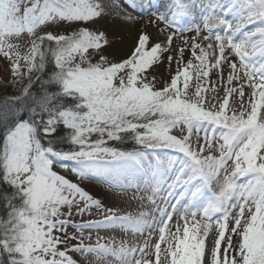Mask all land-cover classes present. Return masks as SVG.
<instances>
[{
  "label": "snow or ice",
  "instance_id": "snow-or-ice-1",
  "mask_svg": "<svg viewBox=\"0 0 264 264\" xmlns=\"http://www.w3.org/2000/svg\"><path fill=\"white\" fill-rule=\"evenodd\" d=\"M108 17L134 23L118 0H0V264H264V0H174L119 49Z\"/></svg>",
  "mask_w": 264,
  "mask_h": 264
},
{
  "label": "rangeland",
  "instance_id": "rangeland-1",
  "mask_svg": "<svg viewBox=\"0 0 264 264\" xmlns=\"http://www.w3.org/2000/svg\"><path fill=\"white\" fill-rule=\"evenodd\" d=\"M120 4V12L122 15L131 16L134 20V23H125L121 22L119 26L114 24L113 17H108L105 20L101 21L99 27L102 30H107L110 34V38L113 39L115 45H119L122 42L126 41L133 35L139 34L141 30L150 33L155 36L158 31V27H162L159 25V22L152 23L154 19V14L157 12H167L174 0H118ZM187 2V0H186ZM222 3H226L227 0H221ZM206 3V0H196V4L200 5ZM195 13L199 12V8L196 7L193 9ZM187 19V18H186ZM64 31V29H61ZM190 35V34H189ZM175 46V42H174ZM187 58V53L185 54ZM167 66V61H165V67L161 68V74L167 78V72L165 68ZM12 81V73H11V64L4 57H0V83L11 84ZM88 187L94 192L99 194V198H101L109 207H118L121 210L122 214L131 213L136 215L140 210L151 211V208L145 204L143 209H141V205L139 201L129 200V194H123L118 191H113L107 188L106 185L98 183L96 181L85 182ZM84 219H87L85 217ZM79 221V218H77ZM101 235H116L117 240L121 238H125L129 241L133 240L131 234L124 236V234L119 233H101ZM96 239L95 234L92 237V242L94 243ZM74 259L78 261L81 259L78 255L74 256ZM82 264H95V259L92 258L89 261L82 262Z\"/></svg>",
  "mask_w": 264,
  "mask_h": 264
},
{
  "label": "trees",
  "instance_id": "trees-1",
  "mask_svg": "<svg viewBox=\"0 0 264 264\" xmlns=\"http://www.w3.org/2000/svg\"><path fill=\"white\" fill-rule=\"evenodd\" d=\"M12 94H14V89L11 87V84L0 83V96ZM128 150H131V148H128Z\"/></svg>",
  "mask_w": 264,
  "mask_h": 264
},
{
  "label": "bare ground",
  "instance_id": "bare-ground-1",
  "mask_svg": "<svg viewBox=\"0 0 264 264\" xmlns=\"http://www.w3.org/2000/svg\"><path fill=\"white\" fill-rule=\"evenodd\" d=\"M135 38H136V35L133 33V35H131L129 39H127L126 41L122 42L119 45H115V47L119 49L121 45H131L132 42L135 40Z\"/></svg>",
  "mask_w": 264,
  "mask_h": 264
}]
</instances>
